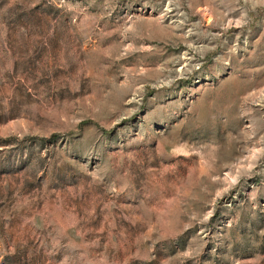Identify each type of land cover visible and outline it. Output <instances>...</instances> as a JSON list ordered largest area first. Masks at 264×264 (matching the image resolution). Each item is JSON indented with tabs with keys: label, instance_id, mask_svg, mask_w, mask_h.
<instances>
[{
	"label": "rangeland",
	"instance_id": "374dc122",
	"mask_svg": "<svg viewBox=\"0 0 264 264\" xmlns=\"http://www.w3.org/2000/svg\"><path fill=\"white\" fill-rule=\"evenodd\" d=\"M0 264H264V0H0Z\"/></svg>",
	"mask_w": 264,
	"mask_h": 264
},
{
	"label": "trees",
	"instance_id": "16d2710c",
	"mask_svg": "<svg viewBox=\"0 0 264 264\" xmlns=\"http://www.w3.org/2000/svg\"><path fill=\"white\" fill-rule=\"evenodd\" d=\"M58 137V135L57 134H53L52 136H51V140H55L56 138Z\"/></svg>",
	"mask_w": 264,
	"mask_h": 264
}]
</instances>
